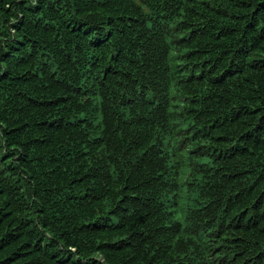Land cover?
<instances>
[{
    "label": "trees",
    "instance_id": "1",
    "mask_svg": "<svg viewBox=\"0 0 264 264\" xmlns=\"http://www.w3.org/2000/svg\"><path fill=\"white\" fill-rule=\"evenodd\" d=\"M0 264H264V0H0Z\"/></svg>",
    "mask_w": 264,
    "mask_h": 264
}]
</instances>
